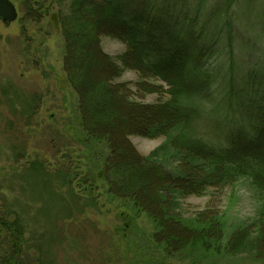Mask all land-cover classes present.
Returning a JSON list of instances; mask_svg holds the SVG:
<instances>
[{
  "label": "trees",
  "instance_id": "1",
  "mask_svg": "<svg viewBox=\"0 0 264 264\" xmlns=\"http://www.w3.org/2000/svg\"><path fill=\"white\" fill-rule=\"evenodd\" d=\"M252 1L61 0L56 18L65 39L64 70L79 94L87 138L111 148L100 172L109 192L130 200L135 212H146L164 229L170 221L184 224L175 214L180 197L248 178L263 206L253 224L256 231L249 233L250 224L238 228L224 250L246 253L253 264H264V55L243 72L234 53L236 38L241 37L236 29L239 19L251 21L240 8ZM35 2L26 0L28 7ZM39 13H29L30 18H39ZM258 19V30L264 34V13ZM107 33L129 48L121 63L101 47L100 36ZM216 54L230 57L214 62ZM128 69L163 77L170 97L153 103L137 100L128 83H116ZM136 87L146 93L163 90L145 80ZM221 110L217 121L207 123L210 111ZM133 134L166 135L167 140L144 157L128 141ZM171 155L180 162L173 169L161 163ZM34 165L45 167L42 161ZM1 215L5 213L0 214L5 234H0V247L5 249L0 264H25V224L20 215L14 220ZM210 219L209 224L223 226L219 219ZM177 229L171 227L162 236L167 250L184 240ZM191 231L187 230L190 236L209 246V234ZM45 256L32 264H56Z\"/></svg>",
  "mask_w": 264,
  "mask_h": 264
},
{
  "label": "rangeland",
  "instance_id": "2",
  "mask_svg": "<svg viewBox=\"0 0 264 264\" xmlns=\"http://www.w3.org/2000/svg\"><path fill=\"white\" fill-rule=\"evenodd\" d=\"M13 1L16 21L7 26L0 19V214L5 213L1 217L7 220L20 215L25 224L24 263L32 264L44 254V260L50 255L56 264H140V260L142 264H253L246 253L232 255L224 250L238 228L250 224L249 233L256 231L253 224L263 206L248 178L180 197L175 214L184 224L170 221L164 229L146 212H135L130 200L109 192L100 172L111 148L87 138L79 94L64 70L65 39L56 18L61 0H47L46 6L36 0L32 7L26 0ZM255 1L240 8V14L251 21L239 19L236 28L241 37L236 38L234 53L243 72L264 55V34L256 23L262 21L258 16L264 13V0ZM47 5L50 13L45 16ZM34 11L40 12L39 18H30ZM100 38L107 56L121 63L129 49L126 43L108 33ZM228 57L216 54L212 60ZM144 80L163 90L140 92L136 85ZM120 82L128 83L139 101L170 97L163 77L141 69L125 70L116 78ZM221 112L210 111L207 123L217 121ZM166 140V135L128 136L144 157ZM38 161L44 169L34 165ZM161 163L173 169L180 162L171 155ZM208 217L219 219L223 226L209 224ZM171 227L178 228L184 240L167 250L162 236ZM191 229L209 234V246L190 236ZM0 234L5 233L0 230ZM2 241L0 235V245ZM4 249L0 247V259Z\"/></svg>",
  "mask_w": 264,
  "mask_h": 264
},
{
  "label": "water",
  "instance_id": "3",
  "mask_svg": "<svg viewBox=\"0 0 264 264\" xmlns=\"http://www.w3.org/2000/svg\"><path fill=\"white\" fill-rule=\"evenodd\" d=\"M18 17V9L12 0H0V18L9 25L16 21Z\"/></svg>",
  "mask_w": 264,
  "mask_h": 264
},
{
  "label": "bare ground",
  "instance_id": "4",
  "mask_svg": "<svg viewBox=\"0 0 264 264\" xmlns=\"http://www.w3.org/2000/svg\"><path fill=\"white\" fill-rule=\"evenodd\" d=\"M12 1H13V0H12ZM13 2H14V1H13ZM16 8H17V7H16ZM0 19H1V18H0ZM1 20H2V19H1ZM11 23H12V22H11ZM11 23H10V24H11ZM5 24H6V23H5ZM10 24H9V25H10ZM6 25H7V24H6ZM9 25H7V26H9ZM60 30H61V28H60ZM61 34H62V30H61ZM101 47H102V46H101ZM64 50H65V52H64V56H65V54H66L65 44H64ZM63 60H64V57H63Z\"/></svg>",
  "mask_w": 264,
  "mask_h": 264
}]
</instances>
